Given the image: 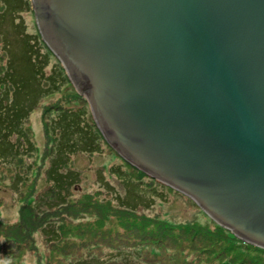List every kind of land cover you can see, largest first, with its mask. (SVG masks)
<instances>
[{"label":"water","instance_id":"water-1","mask_svg":"<svg viewBox=\"0 0 264 264\" xmlns=\"http://www.w3.org/2000/svg\"><path fill=\"white\" fill-rule=\"evenodd\" d=\"M105 143L264 249V0H29Z\"/></svg>","mask_w":264,"mask_h":264},{"label":"rangeland","instance_id":"rangeland-1","mask_svg":"<svg viewBox=\"0 0 264 264\" xmlns=\"http://www.w3.org/2000/svg\"><path fill=\"white\" fill-rule=\"evenodd\" d=\"M24 1L27 2V0ZM12 4L17 5L15 2ZM3 10L6 13L7 6L5 9L2 0H0V13ZM10 15L14 21L12 26L11 23L4 26L5 30L12 31L14 25L20 24L26 34L37 39L40 38L31 7L28 10L27 6L24 9L22 5L18 4V9L15 7ZM8 38L12 39L14 36H8ZM2 43L3 41L0 39V76L6 61L5 54L1 49ZM40 53L47 54L48 51L42 47ZM48 59L49 64L43 72L46 75L52 73L54 84L63 80L58 91L51 94L45 92L41 95L26 119L22 120L21 116L15 119L11 117V114L8 117L6 114L8 108H5L8 106H4L0 113V116L5 117L7 121L6 127L2 128L0 132V150H6L4 154H0V222L4 228H7L8 225L21 219L22 208L26 203L35 205L38 197L40 198L48 192H62L61 194L66 193L69 203L74 206L65 209L64 217L61 218V215L54 217L56 216L55 213L52 214L54 209H49L58 205L56 198H53L51 194L45 199L49 201L47 204L51 207L47 209L43 203L37 202V207L34 208L37 209L39 215H49L48 219L53 221L48 223L55 225L59 223L61 225L66 216L65 221H70L77 214L80 219L74 221L76 230L91 228L93 238L88 236V232L86 234L76 232L71 234L76 238L74 242L80 245L82 241H85L86 244L84 247L78 245L69 249L71 254L68 253L66 258H60L57 252L50 251L52 246L47 239L50 234L45 230L37 231L30 235V242L23 248L0 247V264H75L79 260H89L90 258L92 261L94 260L92 264H116L106 261L107 256L111 254L108 252L113 251H109L106 245L108 243L103 239L105 235L99 237L95 232L100 229L107 232L115 227H120V219L126 216H141L144 221H140L144 222V225H149H143V227L154 230L156 223L179 227L195 224L204 226L207 231L211 232V238L203 239L200 245H192L191 234L188 238H180L179 246L175 245L171 248L163 246L160 242L144 244L138 252V257L134 255L136 257L134 259L143 264L148 256L153 260L157 258L159 262L156 264H182L184 262L186 264H264L263 252L254 250L251 246H248L249 249H239L237 244L212 235L213 221L190 198L155 183L151 180L152 178L145 174L141 175V171L123 162L118 154L96 133L97 128L93 123L88 104L83 100L73 103L74 100H77V94L72 85L68 83L58 60L51 54L48 55ZM1 88L0 85V90ZM45 89L54 90L48 86ZM9 105L12 108V105ZM79 106L84 108L83 119L80 120L89 125L98 138L93 148L95 152L90 153V150H84L72 155L68 159L69 163L65 169H73L78 173L76 181L54 190L53 181H50L49 178L46 179V172L51 167L50 164L57 146H55L57 137L53 131L60 128L63 114L69 113L64 108L72 107L77 110ZM65 111L67 113H64ZM23 131L27 132L28 139H25ZM18 134L21 136L20 140ZM26 141L30 142V147L26 146V149L21 151L18 148L20 142L23 145ZM71 176L73 177L75 174L72 172ZM22 178L25 180L23 181ZM129 185H132L130 189L136 187L139 192H146L150 195L152 202L149 203L148 208H137L135 212L119 208L117 204L119 199L115 194L127 192ZM123 220L125 221V219ZM128 220L134 219L129 218ZM140 221L130 223L141 226ZM80 224L81 226H79ZM66 226H68L67 223H64L63 229H67ZM1 232L7 238L15 233V230ZM74 237H71L72 239L63 238V240L73 241ZM110 247L113 246L110 245Z\"/></svg>","mask_w":264,"mask_h":264},{"label":"trees","instance_id":"trees-1","mask_svg":"<svg viewBox=\"0 0 264 264\" xmlns=\"http://www.w3.org/2000/svg\"><path fill=\"white\" fill-rule=\"evenodd\" d=\"M2 2L5 6V9L7 6V12L4 13L3 10V12L0 13V39L3 41V43L1 44V49L6 58L4 68L2 70L3 72L0 76V85L2 86L0 90V113L4 109V106H8L5 107L8 108V110L6 111L8 117L11 114L12 118L14 117L15 119H17L21 116L23 120L28 117L32 108L35 106L37 99L41 95L45 94V92L46 94L57 92L59 89V85L61 87L63 80L59 81L57 79L59 83L54 84L52 73L50 75H46L43 72V70H45V68L49 64L48 55H52V53L47 49L40 38L37 39L30 34H26L24 30L21 29L20 24L14 25L12 31L4 29V26L10 23L12 26L14 20L11 19L12 16L10 14L12 10L15 9V7L18 9V4L22 5L24 9H26L27 6L28 10H30L29 0H27V2L24 0H2ZM12 2L17 3V5H13ZM8 36H14V38L9 39ZM42 47H44L49 54L40 53ZM61 70L64 72L62 68ZM46 86H48V88H54V90H46ZM79 100L84 101V99L77 94V100H74L73 103H78ZM9 104L12 105V108H10ZM64 110H68L69 113L63 114V119L60 120V128L58 130L54 129L53 131L55 137H57V140L55 142V146H57L54 150L55 155L51 161V167L48 172H46V179L49 178L50 181H53L54 186L52 187L54 190L61 189L65 184H70L76 181L78 173L73 169H65V166H67L69 163L68 159L72 155H75L84 150H90V153H94L95 150L93 148L95 147L96 141L98 140L96 136V133H98L97 131L95 133L92 131L93 129L89 125L84 126L79 123V119L82 118V111L84 110L82 106H79L77 110L72 107L64 108ZM66 111L64 113H67ZM6 124L7 121L5 117L0 116V132L2 128L6 127ZM23 133L26 136L25 139H28L27 132L23 131ZM18 136L20 140L21 136L19 134ZM26 146L27 148L30 147L29 141H26L23 145L20 142L18 148L21 151H24V148L26 149ZM5 151V149L0 150V154H4ZM72 172L75 174V176L73 177L71 176ZM140 174L144 175L142 172ZM22 180L24 181L25 178H22ZM131 186L132 185H129L127 192H123L122 194H115L119 199V202H117L119 208L124 211L130 212H135V209L137 208H148L149 203L152 202L150 195L146 192H139L138 188L136 187L130 189ZM61 193L62 192H48L45 195L40 196V198L38 197V201H36L35 203L37 204V202H41L48 209L49 207H51V205H48L47 203L49 201H46L45 199L48 198L51 194L53 198H56V202L58 203V205L49 209H54L52 210L54 211L52 214H56V216L54 217L61 215L62 218L66 214L65 209L68 207L73 208L74 206L69 203V197H67L66 193ZM36 204L33 205L30 203H26L25 205H23L24 207L22 208L23 213L21 215V219L11 225H8L7 228H4L0 222V231L15 230V233L8 236L7 238L2 232L0 233L1 248L5 246L14 247L17 249L23 248L30 242V235L32 233L35 234V232L37 231L45 230L50 234V237L47 238L48 243L52 246V249L50 251L57 252L60 258H66L68 256V253H70L69 249H72L75 246L79 245L78 243L74 242L76 238L74 236H71V234L75 232L79 234H86L88 232V236H90V238H93L91 234V228H86L85 230H76L74 221L80 219L78 218L77 214L70 221H65V218L67 217L66 216L64 220H62L61 225L60 223L58 225H55L53 223H48L49 221H53L52 219H48L49 215L42 216L38 214L37 209L34 208L37 207ZM38 208L40 207L38 206ZM108 213L109 212H107V215H109ZM129 218H133L134 220H128ZM123 219H125V221ZM123 219H120V227L118 228L115 227L107 232H104L103 229H100L95 232L99 237H103V235H105L103 239L106 243H108L106 245L108 246L109 251H113L108 252L111 254L107 256V262H114L116 264H131L134 262L143 264L138 260L136 261L134 259L136 258L134 255L138 257V252L141 248H143L142 245L144 244H157L158 242H160L161 244H163V246L171 248L175 245L179 246V239L188 238L190 234L192 235V245H200L202 244L203 239L211 238V232L207 231L204 226H197L195 224H188L179 227L156 223V229L154 230L148 227H143L144 222H141L140 220L144 221V218H142L141 216H126ZM138 221L142 223L141 226L130 223H138ZM64 223H67V229H63ZM213 223L214 230L212 231V235L219 238H224L228 242L237 244L239 249H249L248 246H251L252 248H254V250L264 253V249L255 247L247 243L243 244V241L237 239L226 229L218 226L215 222ZM79 226H81V224ZM71 237H74L73 241L69 239L63 240V238L72 239ZM19 238L20 240H18ZM112 242L114 245L112 244ZM171 242L172 245H170ZM173 242H175V244H173ZM85 244L86 242L82 241L79 246L84 247ZM110 245L113 247H110ZM149 257L150 256L146 257L148 259L144 261L145 264H156L159 262L157 258L153 260L151 257ZM93 261L92 258H90L89 260H79L75 264H92ZM182 264L186 263L184 262Z\"/></svg>","mask_w":264,"mask_h":264},{"label":"clouds","instance_id":"clouds-1","mask_svg":"<svg viewBox=\"0 0 264 264\" xmlns=\"http://www.w3.org/2000/svg\"><path fill=\"white\" fill-rule=\"evenodd\" d=\"M83 98V97H82ZM84 99V98H83ZM93 123H94V121H93ZM95 125V124H94ZM97 132H98V130H97ZM98 134H99V132H98ZM100 135V134H99ZM101 136V135H100ZM102 138V137H101ZM120 158V157H119ZM121 159V158H120ZM122 160V159H121ZM123 161V160H122ZM124 162V161H123ZM126 163V162H125ZM129 165V164H128ZM151 180H153L155 183H157V184H159V185H162V186H164V187H167V186H165V185H163V184H160V183H158V182H156L154 179H151ZM169 188V187H168Z\"/></svg>","mask_w":264,"mask_h":264},{"label":"crops","instance_id":"crops-1","mask_svg":"<svg viewBox=\"0 0 264 264\" xmlns=\"http://www.w3.org/2000/svg\"><path fill=\"white\" fill-rule=\"evenodd\" d=\"M80 115H81V114H80ZM80 117H81V116H80ZM82 119H83V118H82ZM79 123L82 124V125H84V126H86V124L83 122V120H80V119H79Z\"/></svg>","mask_w":264,"mask_h":264}]
</instances>
